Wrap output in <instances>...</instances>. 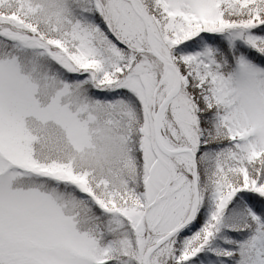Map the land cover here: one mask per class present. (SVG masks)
<instances>
[{
    "label": "snow or ice",
    "instance_id": "6c2138e0",
    "mask_svg": "<svg viewBox=\"0 0 264 264\" xmlns=\"http://www.w3.org/2000/svg\"><path fill=\"white\" fill-rule=\"evenodd\" d=\"M0 264H264V0H0Z\"/></svg>",
    "mask_w": 264,
    "mask_h": 264
}]
</instances>
